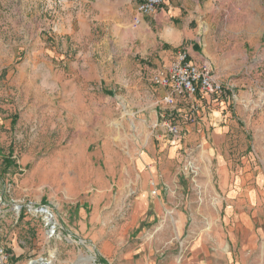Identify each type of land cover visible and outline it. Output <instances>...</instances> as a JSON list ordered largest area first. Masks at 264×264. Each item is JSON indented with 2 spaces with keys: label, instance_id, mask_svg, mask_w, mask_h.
<instances>
[{
  "label": "rangeland",
  "instance_id": "1",
  "mask_svg": "<svg viewBox=\"0 0 264 264\" xmlns=\"http://www.w3.org/2000/svg\"><path fill=\"white\" fill-rule=\"evenodd\" d=\"M139 2L0 0V264H264V0H188L226 95L175 142L150 81L175 56L146 59Z\"/></svg>",
  "mask_w": 264,
  "mask_h": 264
},
{
  "label": "built area",
  "instance_id": "2",
  "mask_svg": "<svg viewBox=\"0 0 264 264\" xmlns=\"http://www.w3.org/2000/svg\"><path fill=\"white\" fill-rule=\"evenodd\" d=\"M172 1L140 0L131 20L132 29H136L144 17L154 15L158 8ZM150 81L163 91L162 96L154 101V107L158 110L155 127H159L172 140L181 138L184 125L196 123L202 100H221L226 95L225 87L210 63L195 64L185 50L179 51L170 65L154 72Z\"/></svg>",
  "mask_w": 264,
  "mask_h": 264
},
{
  "label": "crops",
  "instance_id": "3",
  "mask_svg": "<svg viewBox=\"0 0 264 264\" xmlns=\"http://www.w3.org/2000/svg\"><path fill=\"white\" fill-rule=\"evenodd\" d=\"M188 5V0H173L168 2L158 8L157 12L152 16H147L142 19L139 29L135 34L140 42L145 46L144 53L148 58L149 63H154L155 57L163 60L171 55H176L179 51L185 50L188 53L189 59L195 64H201L207 62V60L202 56L201 51L197 49L198 42L193 36V33L188 31V26L182 21L179 25V20L181 19L182 10ZM182 20V19H181ZM180 20V21H181ZM148 30H156L157 34L154 36L152 41L148 35ZM156 38L160 42H157ZM198 44V45H197ZM197 45V46H196ZM166 66H163V69ZM157 69V70H159ZM163 94L162 90L157 89V93L154 95L160 98ZM206 99V98H205ZM204 99V100H205ZM212 100L209 104H211ZM202 107L206 103H202ZM172 140V139H171ZM177 141V140H172ZM137 203H141V208L135 215H140L146 209L143 198L140 196ZM199 244L193 246V250H200ZM101 253L103 257L110 256L112 252L115 251V247L108 241H105L100 246ZM104 259V258H103ZM119 260V259H118ZM221 262L217 258L205 257L202 261H193L188 264H230L227 258L223 259ZM104 261L108 263L105 258ZM121 264H175L173 257L158 258L152 250L142 251L141 249L131 250L129 254L122 255L120 259Z\"/></svg>",
  "mask_w": 264,
  "mask_h": 264
},
{
  "label": "bare ground",
  "instance_id": "4",
  "mask_svg": "<svg viewBox=\"0 0 264 264\" xmlns=\"http://www.w3.org/2000/svg\"><path fill=\"white\" fill-rule=\"evenodd\" d=\"M47 218V222H49L52 219V216L49 214V212L47 214H44ZM82 261H84V263L86 262L87 264H93V258L91 257H86V258H82ZM34 264V262H33ZM48 264V263H47Z\"/></svg>",
  "mask_w": 264,
  "mask_h": 264
},
{
  "label": "water",
  "instance_id": "5",
  "mask_svg": "<svg viewBox=\"0 0 264 264\" xmlns=\"http://www.w3.org/2000/svg\"><path fill=\"white\" fill-rule=\"evenodd\" d=\"M38 211H39L41 214H47V213H48V211H47L46 209H43V208L39 209ZM44 220H45L46 223H48V222L46 221V220H47L46 216H44ZM39 261H40V264H44V263L42 262L41 259H40ZM30 264H31V263H30Z\"/></svg>",
  "mask_w": 264,
  "mask_h": 264
},
{
  "label": "trees",
  "instance_id": "6",
  "mask_svg": "<svg viewBox=\"0 0 264 264\" xmlns=\"http://www.w3.org/2000/svg\"><path fill=\"white\" fill-rule=\"evenodd\" d=\"M14 164H13V162H11V161H9V160H6V162H5V166H6V168H10L11 166H13Z\"/></svg>",
  "mask_w": 264,
  "mask_h": 264
}]
</instances>
